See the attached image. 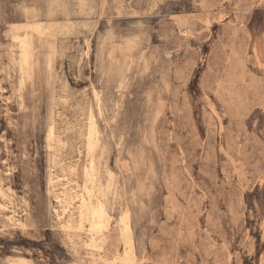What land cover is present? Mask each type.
Listing matches in <instances>:
<instances>
[{
	"label": "rangeland",
	"instance_id": "374dc122",
	"mask_svg": "<svg viewBox=\"0 0 264 264\" xmlns=\"http://www.w3.org/2000/svg\"><path fill=\"white\" fill-rule=\"evenodd\" d=\"M91 164L101 251L54 213ZM0 184V264H264V0H0Z\"/></svg>",
	"mask_w": 264,
	"mask_h": 264
},
{
	"label": "bare ground",
	"instance_id": "6f19581e",
	"mask_svg": "<svg viewBox=\"0 0 264 264\" xmlns=\"http://www.w3.org/2000/svg\"><path fill=\"white\" fill-rule=\"evenodd\" d=\"M21 60L24 64H27L28 59L24 54H21ZM90 121L91 126H89L88 129V137L90 138L89 151L94 149L97 137V128L93 115H91ZM56 136L55 126L51 124L48 132V139L53 140L58 138ZM84 171L85 191L79 193L73 190L75 187H69L65 182H62L60 190L55 192L57 206L54 208V213L59 228L67 232L69 237L72 234L79 235V233L83 232L85 234L83 246L91 250L101 251L104 249L107 242L111 215L107 210L105 202L101 198L94 199L93 188L95 186V173L92 164L89 167L86 166ZM60 180H62L60 176H55L51 173L49 178L50 183H55ZM88 183H90L91 186ZM0 197L3 201L0 202V209L13 212L14 214L9 215L8 218L12 221H16L19 226L24 227V223L17 214V210L9 206L13 204V196L10 189L4 188L1 184ZM128 218L129 215L125 213L118 219L121 231L128 232L131 230Z\"/></svg>",
	"mask_w": 264,
	"mask_h": 264
},
{
	"label": "crops",
	"instance_id": "0c3cea01",
	"mask_svg": "<svg viewBox=\"0 0 264 264\" xmlns=\"http://www.w3.org/2000/svg\"><path fill=\"white\" fill-rule=\"evenodd\" d=\"M17 36L20 37L19 35ZM23 263L27 264L26 261H24L22 258L13 262V264H23Z\"/></svg>",
	"mask_w": 264,
	"mask_h": 264
}]
</instances>
